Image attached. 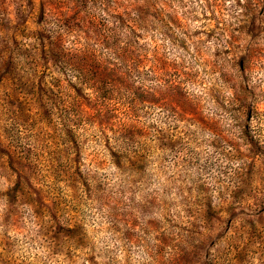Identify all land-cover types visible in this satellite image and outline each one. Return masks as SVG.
<instances>
[{
    "label": "clouds",
    "instance_id": "9594fccd",
    "mask_svg": "<svg viewBox=\"0 0 264 264\" xmlns=\"http://www.w3.org/2000/svg\"><path fill=\"white\" fill-rule=\"evenodd\" d=\"M0 264H264V0H0Z\"/></svg>",
    "mask_w": 264,
    "mask_h": 264
},
{
    "label": "rangeland",
    "instance_id": "374dc122",
    "mask_svg": "<svg viewBox=\"0 0 264 264\" xmlns=\"http://www.w3.org/2000/svg\"><path fill=\"white\" fill-rule=\"evenodd\" d=\"M59 10L60 11H63V7H61ZM90 62L91 61H86V63H90ZM92 75H95L97 77L96 78V82L100 80L98 83H96L94 85H96L98 87H103L105 89L107 88V85L106 84H102V77L100 76V73H99V70L98 69H95V70H92V71H88L87 72V77H91ZM60 83H61L60 81L54 82L53 87H57L58 88L60 86ZM75 99H76V102L77 103H74L73 104V109L74 110L77 107L80 110H82V111H89L90 110V105L84 103L83 100H82V97L77 96ZM104 99L106 101H108L111 104V106L114 108L115 112H114L113 119H115L116 116H119L121 114V106H120L119 102L118 101H114V94H110L107 91H105V93H104ZM186 115H193V113L188 112V113H186ZM113 127H115V124H113Z\"/></svg>",
    "mask_w": 264,
    "mask_h": 264
},
{
    "label": "trees",
    "instance_id": "16d2710c",
    "mask_svg": "<svg viewBox=\"0 0 264 264\" xmlns=\"http://www.w3.org/2000/svg\"><path fill=\"white\" fill-rule=\"evenodd\" d=\"M96 76L95 75H92L91 77H87L88 81H91L93 84H96L98 83L99 81L96 82Z\"/></svg>",
    "mask_w": 264,
    "mask_h": 264
}]
</instances>
